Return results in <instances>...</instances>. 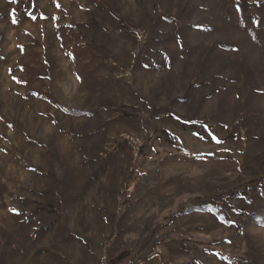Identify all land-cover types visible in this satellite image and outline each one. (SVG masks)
<instances>
[{"label": "rangeland", "instance_id": "obj_1", "mask_svg": "<svg viewBox=\"0 0 264 264\" xmlns=\"http://www.w3.org/2000/svg\"><path fill=\"white\" fill-rule=\"evenodd\" d=\"M0 264H264V0H0Z\"/></svg>", "mask_w": 264, "mask_h": 264}]
</instances>
